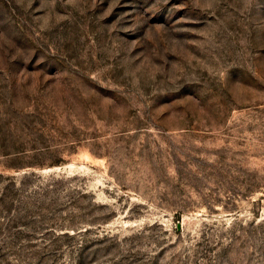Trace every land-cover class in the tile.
Returning a JSON list of instances; mask_svg holds the SVG:
<instances>
[{
    "label": "rangeland",
    "instance_id": "1",
    "mask_svg": "<svg viewBox=\"0 0 264 264\" xmlns=\"http://www.w3.org/2000/svg\"><path fill=\"white\" fill-rule=\"evenodd\" d=\"M0 264H264V0H0Z\"/></svg>",
    "mask_w": 264,
    "mask_h": 264
}]
</instances>
